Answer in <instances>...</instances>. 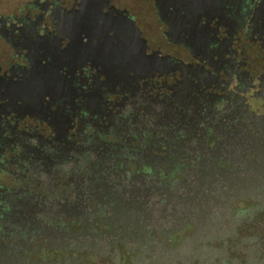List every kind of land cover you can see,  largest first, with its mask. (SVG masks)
<instances>
[{
  "label": "flooded vegetation",
  "instance_id": "obj_1",
  "mask_svg": "<svg viewBox=\"0 0 264 264\" xmlns=\"http://www.w3.org/2000/svg\"><path fill=\"white\" fill-rule=\"evenodd\" d=\"M0 39V264H264V0H29Z\"/></svg>",
  "mask_w": 264,
  "mask_h": 264
},
{
  "label": "rangeland",
  "instance_id": "obj_2",
  "mask_svg": "<svg viewBox=\"0 0 264 264\" xmlns=\"http://www.w3.org/2000/svg\"><path fill=\"white\" fill-rule=\"evenodd\" d=\"M26 1L29 0H0V14L8 15L10 13H15ZM5 53H7V49L0 39V58H2V55Z\"/></svg>",
  "mask_w": 264,
  "mask_h": 264
}]
</instances>
